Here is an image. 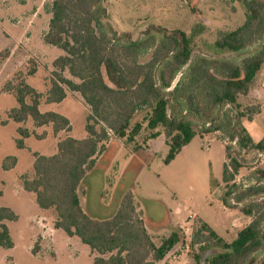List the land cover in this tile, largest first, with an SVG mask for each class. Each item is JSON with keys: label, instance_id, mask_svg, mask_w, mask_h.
<instances>
[{"label": "trees", "instance_id": "obj_1", "mask_svg": "<svg viewBox=\"0 0 264 264\" xmlns=\"http://www.w3.org/2000/svg\"><path fill=\"white\" fill-rule=\"evenodd\" d=\"M235 1L244 8L245 22L221 35L211 49L216 56H239L258 44L255 52L240 63L193 57L194 37L203 26L191 36L180 30L169 32L151 27L143 38L135 40L129 33H119L110 23L106 0H53L44 42L65 55L53 63L55 71L46 102L62 103L68 89L80 94L91 113L85 127L86 138L62 139L57 153L51 156L34 154V176L23 179V188L35 195L41 209L56 213L58 230L77 237L96 253L92 264H158L186 245L184 232L178 227L156 245L144 220L138 217L130 194L107 220L95 219L83 209L79 188L85 176L95 169L106 143L112 137L130 145L145 129L149 132L145 143L160 138V129L164 130L169 147L164 159L167 165L199 133H222L235 143L225 147L229 162L223 168L227 189L223 204L230 209L242 205L241 211L253 220L232 242L203 223L191 243V250L199 246V252L189 255L196 264H264V202H259L264 198V170L254 172L256 182L252 184L240 186L235 182L240 170L248 167L242 153L264 156V137L255 143L241 126L245 114L238 103L239 96L250 91L264 67V0ZM3 58L0 55V61ZM67 70L78 82L64 76ZM34 72L31 70L29 75ZM22 77L23 74L16 75V83L6 87L17 102L9 119L18 124L31 120L37 128L51 126L54 135L70 131L68 118L53 111H40L41 95ZM141 111L145 115L142 121H136ZM18 133L21 138L16 147L25 149L24 140L31 133L25 128H19ZM141 148L136 146L135 151ZM16 164L17 158L9 156L3 169L9 171ZM17 219L11 208L0 206V246L5 249L14 247L6 222ZM209 243H215L222 251L204 259Z\"/></svg>", "mask_w": 264, "mask_h": 264}, {"label": "rangeland", "instance_id": "obj_2", "mask_svg": "<svg viewBox=\"0 0 264 264\" xmlns=\"http://www.w3.org/2000/svg\"><path fill=\"white\" fill-rule=\"evenodd\" d=\"M52 6L53 0H0V55L4 57L0 61V206L11 208L18 216L16 221L6 222L14 247L0 246V264H92L96 257L77 237L58 230L56 213L41 210L34 195L23 188V179L34 176V154L51 156L57 153L62 139H83L91 113L80 94L68 89L62 103L46 102L55 71L53 63L65 55L61 49L44 42ZM105 6L113 27L119 33H129L135 40L143 38L151 27L169 32L180 30L191 36L203 26L202 32L194 37L193 57L225 58L240 63L258 48L256 44L239 56L230 53L216 56L211 49L221 35L245 22L244 8L235 0H106ZM33 69L35 72L29 75ZM18 74H23L24 82L41 95L40 111L65 116L71 122L70 131L54 135L51 126L37 128L31 120L18 124L9 119V112L17 107V102L6 87L16 83ZM64 76L78 82L68 70ZM30 101L28 98L27 102ZM144 115L145 111L139 112L135 120L142 121ZM19 128L31 133L24 140L25 149L16 147L17 139L21 138ZM160 132L163 135L152 147L148 145L151 141L145 143L149 134L146 129L135 143H111L105 155L98 157L97 167L85 176L79 194L85 212L98 220L112 218L125 196L132 195L137 215L144 220L156 245L176 227L184 232L186 245L178 247L159 264H178V261L196 264L187 256L181 260L174 258L186 253L185 250L192 255L199 252V246L191 250V243L203 223L225 241L232 242L253 220L241 211L242 205L230 209L223 204L227 190L223 168L229 162L225 147L233 143L222 133H199L167 165L164 159L169 147L164 130ZM136 146L142 148L135 151ZM9 156L16 157L17 164L5 171L3 162ZM241 156L248 167L240 170L235 182L247 186L256 182L253 175L256 170H264V156L252 152ZM259 202H264V198ZM207 246L204 259L222 251L215 243Z\"/></svg>", "mask_w": 264, "mask_h": 264}, {"label": "crops", "instance_id": "obj_3", "mask_svg": "<svg viewBox=\"0 0 264 264\" xmlns=\"http://www.w3.org/2000/svg\"><path fill=\"white\" fill-rule=\"evenodd\" d=\"M238 103L240 105L241 112L242 113L244 112V114H245V116L241 119V126L247 131V133L250 135L252 140L255 143H258L264 137V67L257 73L256 78L254 80V83H253V85L250 88V91L246 95H240L239 96ZM86 136H87V134H86ZM86 136L84 138H86ZM159 139L160 138H158L156 140H152L151 142L148 143V145L152 147L153 142L157 141ZM115 141L118 142V143H122V140H117V139L111 137L110 140L106 143L105 152L102 153L99 156L105 155V153L109 149V146L112 147V144L115 143ZM97 165H98V160H97V163H96V167H97ZM34 199H35V202H36L35 195H34ZM83 209H84V207H83ZM41 210H43V209H41ZM44 211H46V210H44ZM188 248L189 247H187V250H188ZM184 252H186L187 254L186 253H182V255L178 256L177 258H174V260L175 259L176 260H181V258L183 256H187L188 258L193 259L188 254V251L185 250ZM164 261H166V259ZM164 261H162V262H164ZM169 263H170V261H169ZM178 264H179V261H178ZM184 264H191V263L190 262H186Z\"/></svg>", "mask_w": 264, "mask_h": 264}, {"label": "built area", "instance_id": "obj_4", "mask_svg": "<svg viewBox=\"0 0 264 264\" xmlns=\"http://www.w3.org/2000/svg\"><path fill=\"white\" fill-rule=\"evenodd\" d=\"M233 145L235 146V143H233Z\"/></svg>", "mask_w": 264, "mask_h": 264}]
</instances>
